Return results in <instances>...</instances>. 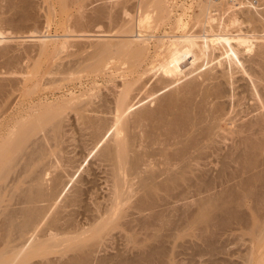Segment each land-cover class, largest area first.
I'll return each mask as SVG.
<instances>
[{
	"label": "bare ground",
	"instance_id": "1",
	"mask_svg": "<svg viewBox=\"0 0 264 264\" xmlns=\"http://www.w3.org/2000/svg\"><path fill=\"white\" fill-rule=\"evenodd\" d=\"M176 2L138 0V25L169 31L124 39V4L0 0L10 69L11 36L32 37L38 58L69 48L37 36L52 24L121 38L88 59L69 52L49 71L58 79L42 84L38 62L0 79V264H264V9ZM185 6L198 10L187 21ZM72 79L90 85L38 91ZM177 238L183 252L166 247Z\"/></svg>",
	"mask_w": 264,
	"mask_h": 264
},
{
	"label": "rangeland",
	"instance_id": "2",
	"mask_svg": "<svg viewBox=\"0 0 264 264\" xmlns=\"http://www.w3.org/2000/svg\"><path fill=\"white\" fill-rule=\"evenodd\" d=\"M86 2L87 4H89V6H87V9L85 10V12H88V14H89V10L91 11V8H92V10L94 9V7H95V9L94 10H96V8H98V7H100V6H102L103 5V7H107L108 6V8H112L111 10H112V12H115L116 10H119L118 9V5L120 6L121 4H124V6L123 7H127V9L125 8V10H127V12L129 13V16H131L130 18H127V17H124V13L122 12L123 10H124V8H123V10L121 11V12H119V13H121V15L123 16V18H127V19H131L132 18V21H130V23H129V26L131 27V31H132V34H129V35H126V36H123L124 37V39H128V38H132V39H141V38H144V39H149V37L153 34V35H156V34H158V35H163V32L164 31H169V25H167V27H160V26H157V27H155V28H153L152 30L151 29H147V30H144L145 29V26L144 25H142V26H139L138 25V21H137V15H138V9L136 10V8H135V6L133 7L132 5L134 4V3H136L138 0H82V2ZM89 1H91V2H89ZM93 1H94V3H93ZM171 1H177V2H183V1H188V0H171ZM261 1V5L260 6H258L257 8L258 9H264V0H260ZM177 2H176V4H177ZM184 3V2H183ZM177 4V5H183L184 6V4ZM84 4V6H85V3H83ZM102 4V5H101ZM107 5V6H104V5ZM97 6V7H96ZM122 6V5H121ZM121 6H120V8H121ZM256 6V5H255ZM86 7V6H85ZM90 8V9H89ZM179 9H175V10H173V14L174 15H176V14H180V13H182V10L183 9H181L182 7H178ZM184 8V7H183ZM89 9V10H88ZM77 10H78V7L77 6H75L73 9H72V11L74 12V13H76L77 12ZM115 10V11H114ZM185 11V12H184ZM184 11H183V13H184V15H183V13L182 14H180V15H183L184 16V20L185 21H187L192 15H195L196 13H198V10L197 9H194V11H192V9H188V7H186L185 6V8H184ZM118 12V11H117ZM124 12H126V11H124ZM175 12V13H174ZM187 12V13H186ZM91 13V12H90ZM116 13V12H115ZM123 13V14H122ZM191 14V15H190ZM176 16H178V15H176ZM188 16V17H187ZM156 26V25H155ZM161 28V29H160ZM163 28V29H162ZM165 28V29H164ZM107 30V28H106V26L104 25V24H97V25H95V26H91V27H89V28H86V29H84L81 33L79 32V33H77V34H73V33H71V34H68V33H65L60 27H58L56 24H52L49 28H42L41 30H38L39 32H38V34H37V36H39L40 37V33H41V35L43 34V35H50L49 37H48V39H50V40H55V42H56V44L57 43H59V42H62L63 40H65L66 38L67 39H69V41L71 40L72 42L71 43H69V48L67 47V49H65V50H63V52H61V54H50V55H48V54H44L45 56H47V57H45L44 55H41L40 56V58H38L39 57V55H38V53H37V43L35 44V42H33L34 40H32L31 38L32 37H28L29 35L28 34H24V35H22L23 36V38H19L18 39V37L17 36H20V37H22L21 35H17L16 37H15V35L14 36H11L10 37V39H6V42H8L7 44H8V46L10 45L11 46V48L13 49L9 54H12V56L13 57H16V60L18 61H16V63L15 64H17V67H16V69L14 68L15 67V65L12 67V68H14V69H10V67H7V66H5L4 65V60L3 59H7L6 58V56H4L3 57V59L2 58H0V79H1V81L2 82H4L5 80L4 79H6V80H8V78L10 79L11 77L12 78H14V77H16L17 76V78L18 77H23V74L21 75V73L19 74V72L17 71V69L19 70V66L20 67H22L21 69H24V68H27L26 66H29V68H31L32 67V65H34L36 62H38V64L40 65V72H38V74H37V76H36V78H41V79H39V80H42V79H44L41 83L43 84V82L45 83L46 81H47V79L49 78V81H50V79L52 78V79H54L55 80V78H57L53 73L51 74V73H49V71H50V69H51V67H53V65L55 64V63H59L60 61H62V59H63V64L65 63V60L67 61V62H70L72 59H69L70 61H68V59H67V57H70V55L69 56H67L68 54H70V53H73L74 52V54L76 55L78 52H80V55H81V57L82 56H84V58H85V55L87 56V58H85V59H88V57L90 56V57H93V55H97V51H98V46H100V44H101V46H100V48L102 47V41H104V43L106 44V42H107V44H106V47H107V45H108V42L110 41L111 42V40H120L119 38H117V37H119V36H117V35H115L114 33H110L109 35H105V33H103V34H100V32L101 31H103V30ZM158 29V30H157ZM256 32H255V34H257V35H264V28L263 29H259V28H256ZM139 31H143V33H139ZM243 31H245V28L243 27ZM67 34V35H66ZM63 35V36H62ZM66 37H65V36ZM98 36V37H97ZM103 36V37H102ZM140 36V37H139ZM24 37H27V38H24ZM134 37V38H133ZM22 39V40H21ZM80 39V40H79ZM88 39V40H87ZM108 39V41H106V40ZM8 40V41H7ZM13 40V41H12ZM15 40V41H14ZM18 40V41H17ZM31 40V41H30ZM62 40V41H61ZM99 40V41H98ZM23 41V42H22ZM113 42V41H112ZM16 43H17V45H16ZM103 43V46L105 45ZM82 44V45H81ZM97 44H99V45H97ZM1 45H3V44H0V46ZM75 45V46H74ZM110 45V44H109ZM108 45V46H109ZM14 48H13V47ZM95 46H96V48H95ZM111 46V45H110ZM91 47V48H90ZM96 49H94V48ZM35 48V49H34ZM107 48H109V47H107ZM78 49H80L79 51H77ZM82 49V50H81ZM86 49V50H85ZM17 50V51H16ZM27 50V51H26ZM67 50V51H66ZM76 50V51H75ZM85 50V52H83ZM95 52H94V51ZM257 50L258 49H256L255 50V52L254 53H256L257 52ZM72 51V52H71ZM68 52V53H67ZM70 52V53H69ZM76 52V53H75ZM82 52V53H81ZM90 52H91V54H93V55H91L90 54ZM94 52V53H93ZM84 53V55H82ZM87 53V54H86ZM254 53H252V55L254 54ZM15 55V56H14ZM75 55H73V57L75 56ZM80 55H79V57H80ZM8 56V55H7ZM56 56V57H55ZM64 58H63V57ZM12 57V58H13ZM76 57H78V54L74 57V58H76ZM80 57V58H81ZM9 58H11V55H9ZM71 58V57H70ZM14 59V58H13ZM81 59H83V58H81ZM81 59H80V62H81ZM37 60V61H36ZM74 60H76V59H73L72 61L74 62ZM78 60V59H77ZM84 60V59H83ZM71 61V62H72ZM78 62H79V60H78ZM25 63V64H24ZM25 66V67H24ZM10 70H9V69ZM28 68V69H29ZM188 68V67H187ZM259 67H257V69H258ZM20 69V70H21ZM7 70V71H6ZM17 71V73H18V75H16V74H12V73H15L14 71ZM19 70V71H20ZM260 70V69H259ZM2 75V76H1ZM82 75H85V74H82ZM10 76V77H9ZM59 76V75H58ZM60 76H62V75H60ZM60 76H59V78H60ZM64 76H65V74H64ZM76 77H78L77 75H75ZM55 77V78H54ZM63 77V76H62ZM46 78V79H45ZM58 79V78H57ZM87 79V78H86ZM46 80V81H45ZM81 80L82 81H85V77H82L81 78ZM73 81H75V80H73L72 79V82ZM8 81H6L5 83H7ZM48 82V81H47ZM54 82L56 83V85L53 87V85H54ZM53 82V85H51L52 86V88L51 87H48V85H49V83L48 84H45V85H47V86H44V89H43V85L42 86H40L39 87V93L41 92V91H44L45 89H48V90H45V91H48V95H50V94H52V96L50 97L51 99H57V98H59V97H57V96H60V98L62 97L61 95H62V93H64L63 94V97H67V93H68V90H70L71 88H70V86L73 88V85L75 86L74 88H73V91H74V93L76 94H78V93H80L82 90H85L87 87H89V85L90 84H88L87 86H85V87H83V85L81 86L80 84H78L79 82H77V80L75 81L76 83H74V84H72L71 85V80H70V84L68 83L69 81H66V82H64V83H67L66 85L65 84H63V83H59V82H57V81H54ZM100 82V83H99ZM62 84H63V86H62ZM98 84H100V86L102 85V81H98ZM49 85V86H50ZM62 86V87H61ZM65 86H67V87H65ZM82 88H81V87ZM103 86V85H102ZM101 86V88L103 89V87ZM47 87V88H46ZM57 87H59V88H57ZM78 87V88H77ZM81 88V89H80ZM57 89H59V90H57ZM101 89V90H102ZM57 90V91H56ZM78 91H80V92H78ZM66 92V93H65ZM164 92V91H163ZM50 93V94H49ZM56 93H57V95H56ZM160 94V93H159ZM54 96V97H53ZM53 97V98H52ZM35 98H37V97H35ZM49 98V101L51 100ZM54 99V100H55ZM51 101H53V100H51ZM50 101V102H51ZM48 102V101H47ZM214 159V158H213ZM212 158H210V160H213ZM90 160V159H89ZM88 160V161H89ZM215 160V159H214ZM214 160L212 161L213 162V164L211 163V165L210 166H213V168H214V166L216 167V166H218V167H220V165L218 164V162H219V160L216 158V161H215V165H214ZM209 161V160H208ZM218 161V162H217ZM84 164V163H83ZM84 167L83 168H85V165H83ZM87 166V165H86ZM218 167H216V169L218 168ZM87 168V167H86ZM235 183V180L232 182V184H234ZM193 199V198H192ZM192 199H190V200H188L189 201V203H188V206H191V207H193V205H194V202H193V200ZM191 200H192V202H191ZM187 206V207H188ZM161 209H163V208H161ZM166 209V208H165ZM141 238V237H140ZM180 241V244H182L181 243V241H182V239L180 240V238H177L175 241L173 240H170V243H167L166 244V247H169V246H173L174 244H176V248H177V250L178 249H180V250H182V252L184 251L183 249H182V247L180 248L178 245H179V242ZM174 242V243H173ZM183 242V241H182ZM177 243H178V245H177ZM153 244H155L156 245V242L154 241L153 243H152V245ZM170 244V245H169ZM117 245V244H116ZM118 245H120V246H118ZM117 246H115V244H113V247L115 246L116 248L117 247H120L121 249H123L124 247L121 245V243L120 244H118ZM184 244H182V246H183ZM154 246V245H153ZM171 246V247H172ZM233 246V247H232ZM232 246H230V247H232L231 248V250L230 251H232V249H233V251H235V249H239V247L238 246H236V245H232ZM114 247V248H115ZM237 247V248H236ZM176 249H175V251L176 252H178ZM109 252H113V251H110L109 250ZM135 253H137V251L135 250ZM179 253H181V251L179 252ZM130 254V256H132V254L131 253H129ZM135 255V254H134ZM183 257H184V255H182ZM182 256H179L178 258L180 259V261H184V259H186V256L184 257V258H182ZM177 258V259H178ZM204 259V261L206 260V257H204L203 258ZM233 259H236V258H232V260ZM237 260V259H236ZM35 261V260H34ZM37 261V260H36ZM202 261V262H201ZM203 260H201V259H199V260H196V261H194V263H192V264H206V262H204ZM204 262V263H203ZM184 264H187L186 262H183Z\"/></svg>",
	"mask_w": 264,
	"mask_h": 264
},
{
	"label": "built area",
	"instance_id": "3",
	"mask_svg": "<svg viewBox=\"0 0 264 264\" xmlns=\"http://www.w3.org/2000/svg\"><path fill=\"white\" fill-rule=\"evenodd\" d=\"M216 2H234L236 5L246 6V5H256L260 6V0H214Z\"/></svg>",
	"mask_w": 264,
	"mask_h": 264
}]
</instances>
